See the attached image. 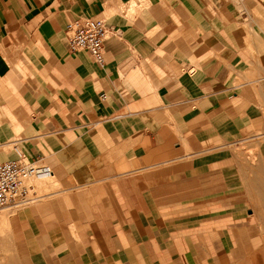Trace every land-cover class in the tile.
Instances as JSON below:
<instances>
[{
  "label": "crops",
  "instance_id": "0c3cea01",
  "mask_svg": "<svg viewBox=\"0 0 264 264\" xmlns=\"http://www.w3.org/2000/svg\"><path fill=\"white\" fill-rule=\"evenodd\" d=\"M86 19L99 66L68 48ZM15 148L38 168L20 264H264V0H0Z\"/></svg>",
  "mask_w": 264,
  "mask_h": 264
},
{
  "label": "built area",
  "instance_id": "2783aa9c",
  "mask_svg": "<svg viewBox=\"0 0 264 264\" xmlns=\"http://www.w3.org/2000/svg\"><path fill=\"white\" fill-rule=\"evenodd\" d=\"M112 31L102 20H73L66 26L70 51L86 50L96 65L103 62V44ZM18 158L0 162V210H19L32 201L31 183L38 168L15 148Z\"/></svg>",
  "mask_w": 264,
  "mask_h": 264
},
{
  "label": "rangeland",
  "instance_id": "374dc122",
  "mask_svg": "<svg viewBox=\"0 0 264 264\" xmlns=\"http://www.w3.org/2000/svg\"><path fill=\"white\" fill-rule=\"evenodd\" d=\"M16 211L12 208L0 210V264H20L8 225V218Z\"/></svg>",
  "mask_w": 264,
  "mask_h": 264
},
{
  "label": "bare ground",
  "instance_id": "6f19581e",
  "mask_svg": "<svg viewBox=\"0 0 264 264\" xmlns=\"http://www.w3.org/2000/svg\"><path fill=\"white\" fill-rule=\"evenodd\" d=\"M43 178H47V177H43ZM37 179H38V178H37ZM40 179H41V178H40ZM2 218H3V217H2ZM2 218H1V219H2ZM4 221H5V219H3V221H2V222H4ZM5 223H6V222H5Z\"/></svg>",
  "mask_w": 264,
  "mask_h": 264
}]
</instances>
